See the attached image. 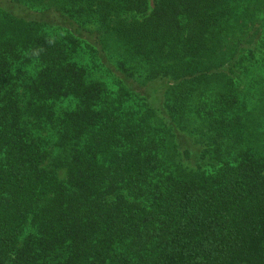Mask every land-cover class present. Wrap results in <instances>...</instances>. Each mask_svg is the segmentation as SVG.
<instances>
[{"label": "trees", "instance_id": "obj_1", "mask_svg": "<svg viewBox=\"0 0 264 264\" xmlns=\"http://www.w3.org/2000/svg\"><path fill=\"white\" fill-rule=\"evenodd\" d=\"M0 264H264V0H0Z\"/></svg>", "mask_w": 264, "mask_h": 264}, {"label": "rangeland", "instance_id": "obj_2", "mask_svg": "<svg viewBox=\"0 0 264 264\" xmlns=\"http://www.w3.org/2000/svg\"><path fill=\"white\" fill-rule=\"evenodd\" d=\"M15 11H16L17 13H20V14H21V13H23V14H29L27 11L20 10V8H16ZM50 18L53 19V20L55 19L54 15H51V14H50ZM147 90H148V89H147ZM148 93H149V91H148ZM153 98H156V97H153Z\"/></svg>", "mask_w": 264, "mask_h": 264}]
</instances>
